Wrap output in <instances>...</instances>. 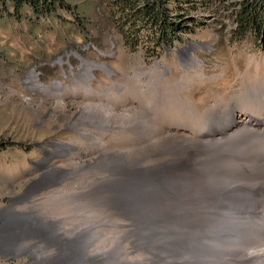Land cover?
Masks as SVG:
<instances>
[{
  "label": "rangeland",
  "instance_id": "374dc122",
  "mask_svg": "<svg viewBox=\"0 0 264 264\" xmlns=\"http://www.w3.org/2000/svg\"><path fill=\"white\" fill-rule=\"evenodd\" d=\"M238 2L183 6L189 32L170 50L156 47L150 28L110 0H66L67 9L46 16L27 7L16 14L7 5L0 15V226L10 217L30 221L16 231V252L0 243V264H38L61 254L58 264H90L86 254L96 249L105 253L96 264H112L122 249L113 240L123 231L94 224L110 211L91 210L92 225L76 224L66 199L106 175L96 167L103 158L159 169L181 156L190 162L207 146L202 137L219 133L235 113L262 127L264 12L258 31L239 33ZM80 113L86 114L74 124ZM180 138L184 144L171 149ZM56 144L72 150L55 155ZM44 168L60 171L43 174ZM190 227L197 228L185 222L169 230L175 235L160 243L200 246L202 228L189 233ZM123 245L133 262L154 256L130 241ZM78 249L84 257L75 261ZM185 251H177L180 258Z\"/></svg>",
  "mask_w": 264,
  "mask_h": 264
},
{
  "label": "bare ground",
  "instance_id": "6f19581e",
  "mask_svg": "<svg viewBox=\"0 0 264 264\" xmlns=\"http://www.w3.org/2000/svg\"><path fill=\"white\" fill-rule=\"evenodd\" d=\"M93 67L106 68L97 64ZM85 114H78L74 124ZM87 114L99 118L91 112ZM109 117L107 113L102 120L108 123ZM261 125L246 114H233L231 120L218 129L219 133L202 137L207 146L199 148L187 164L181 156L179 161L165 167L144 169L140 163H116L103 158L96 167L106 175L91 180L77 195L70 194L66 198L70 200H67L72 213L70 221L90 226L92 221L86 213L99 207L110 211L94 224L115 226L123 231L113 240L122 249L112 264H147L148 260L153 264H264V124ZM135 132L133 129L132 133ZM218 134L220 139L215 138ZM184 142L180 138L170 147L175 149ZM65 150L72 147L56 144L53 154ZM44 169L43 174L60 171ZM185 222L197 227L193 231L190 227L189 233L200 232L198 228H202L198 236L202 244L192 246L195 251L189 250V245L182 241L160 243L167 239L166 235H175L169 230L180 229ZM150 236L157 238L154 243H147ZM124 241L154 256L146 258V262H133ZM162 246L165 247L160 249ZM184 248L186 251L180 258L177 251ZM77 252L75 261L84 257L83 251L78 249ZM104 254L100 249L88 252L86 262L96 264L98 257Z\"/></svg>",
  "mask_w": 264,
  "mask_h": 264
},
{
  "label": "trees",
  "instance_id": "16d2710c",
  "mask_svg": "<svg viewBox=\"0 0 264 264\" xmlns=\"http://www.w3.org/2000/svg\"><path fill=\"white\" fill-rule=\"evenodd\" d=\"M114 7L132 22H139L145 28H150L153 38L151 42L162 50H170L183 43L187 17L180 18L185 9H195L208 0H110ZM10 4L15 13L24 7L29 8L35 16L52 15L57 8L67 9L66 0H0V15ZM173 5L174 8H170ZM188 5L187 8L183 7ZM176 9V10H175ZM182 11V12H181ZM264 0H239L236 21L239 33L258 31L261 27ZM182 19V21H179ZM139 28L132 33L138 34ZM128 42V37L125 39ZM154 50L152 51V53Z\"/></svg>",
  "mask_w": 264,
  "mask_h": 264
},
{
  "label": "water",
  "instance_id": "95a60500",
  "mask_svg": "<svg viewBox=\"0 0 264 264\" xmlns=\"http://www.w3.org/2000/svg\"><path fill=\"white\" fill-rule=\"evenodd\" d=\"M16 216V215H15ZM29 219L27 218H19V217H10V219L7 220V222L2 223V226H0V243L1 244H10V248L7 247L8 249H13V243L16 239H12V235L14 234L15 229H22V224L28 222ZM30 221V220H29ZM17 224V225H16ZM5 233L4 236H1V233ZM16 237L18 238L17 234ZM57 238V236L55 235ZM58 242L60 240V237L57 238ZM60 261H63L62 254L52 257L48 260H45L43 262H39L38 264H58ZM30 264H37L35 263H30Z\"/></svg>",
  "mask_w": 264,
  "mask_h": 264
},
{
  "label": "clouds",
  "instance_id": "9594fccd",
  "mask_svg": "<svg viewBox=\"0 0 264 264\" xmlns=\"http://www.w3.org/2000/svg\"><path fill=\"white\" fill-rule=\"evenodd\" d=\"M22 230V229H21ZM21 230H19L18 228L17 229H15V230H13L14 231V234L12 235V239H17V237H16V234H17V236L19 235L18 234V232H16V231H19V233H20V231ZM38 231V230H37ZM61 239V238H60ZM11 246H10V244H9V248H10ZM13 248H14V246H13ZM8 249V248H7ZM10 250H13V251H15L14 249H10ZM16 252V251H15ZM31 253H34L32 250L30 251ZM28 256H30L29 254H28ZM30 257H32V256H30ZM33 258V257H32Z\"/></svg>",
  "mask_w": 264,
  "mask_h": 264
}]
</instances>
